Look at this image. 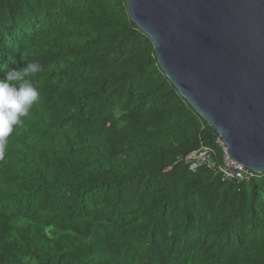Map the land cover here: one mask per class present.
<instances>
[{"label":"trees","instance_id":"1","mask_svg":"<svg viewBox=\"0 0 264 264\" xmlns=\"http://www.w3.org/2000/svg\"><path fill=\"white\" fill-rule=\"evenodd\" d=\"M33 60L40 100L0 159V264H264V174L188 170L217 134L124 0H0V64Z\"/></svg>","mask_w":264,"mask_h":264},{"label":"water","instance_id":"2","mask_svg":"<svg viewBox=\"0 0 264 264\" xmlns=\"http://www.w3.org/2000/svg\"><path fill=\"white\" fill-rule=\"evenodd\" d=\"M164 76L229 157L264 174V0H124Z\"/></svg>","mask_w":264,"mask_h":264},{"label":"clouds","instance_id":"3","mask_svg":"<svg viewBox=\"0 0 264 264\" xmlns=\"http://www.w3.org/2000/svg\"><path fill=\"white\" fill-rule=\"evenodd\" d=\"M0 159L4 158L5 148L14 130L23 125L24 117L40 100V92L32 78L43 71L38 61H28L22 67L7 68L0 64Z\"/></svg>","mask_w":264,"mask_h":264},{"label":"built area","instance_id":"4","mask_svg":"<svg viewBox=\"0 0 264 264\" xmlns=\"http://www.w3.org/2000/svg\"><path fill=\"white\" fill-rule=\"evenodd\" d=\"M213 144L220 151L217 157L208 148L200 146L190 151L184 160L187 162L189 171L194 172L198 167L204 166L218 174L221 181H246L253 177L255 173L243 165L233 161L226 152V146L222 138L217 134L213 139Z\"/></svg>","mask_w":264,"mask_h":264}]
</instances>
